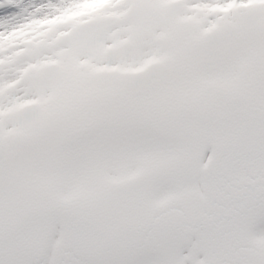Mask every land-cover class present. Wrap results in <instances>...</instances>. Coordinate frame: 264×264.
Returning <instances> with one entry per match:
<instances>
[{"label":"snow or ice","instance_id":"snow-or-ice-1","mask_svg":"<svg viewBox=\"0 0 264 264\" xmlns=\"http://www.w3.org/2000/svg\"><path fill=\"white\" fill-rule=\"evenodd\" d=\"M0 264H264V0H0Z\"/></svg>","mask_w":264,"mask_h":264}]
</instances>
